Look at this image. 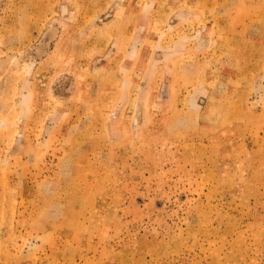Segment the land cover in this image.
Returning <instances> with one entry per match:
<instances>
[{
  "label": "rangeland",
  "instance_id": "374dc122",
  "mask_svg": "<svg viewBox=\"0 0 264 264\" xmlns=\"http://www.w3.org/2000/svg\"><path fill=\"white\" fill-rule=\"evenodd\" d=\"M0 264H264V0H0Z\"/></svg>",
  "mask_w": 264,
  "mask_h": 264
}]
</instances>
